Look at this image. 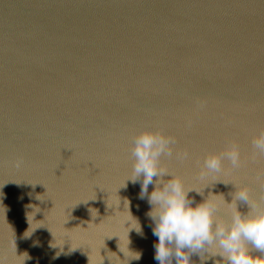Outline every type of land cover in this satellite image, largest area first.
Returning <instances> with one entry per match:
<instances>
[{"label":"water","instance_id":"water-1","mask_svg":"<svg viewBox=\"0 0 264 264\" xmlns=\"http://www.w3.org/2000/svg\"><path fill=\"white\" fill-rule=\"evenodd\" d=\"M145 128L176 138L162 165L219 217L231 208L211 194H264L252 146L264 128V0H0L5 264H158L151 206L129 179ZM231 141L242 166L201 178L204 156ZM205 255L193 264H223Z\"/></svg>","mask_w":264,"mask_h":264},{"label":"clouds","instance_id":"clouds-1","mask_svg":"<svg viewBox=\"0 0 264 264\" xmlns=\"http://www.w3.org/2000/svg\"><path fill=\"white\" fill-rule=\"evenodd\" d=\"M197 109L204 110L205 100L196 101ZM191 125V121H188ZM176 138L166 135L160 130L145 128L131 138L132 175L133 183L141 184L140 199H146L151 206L147 213L152 221V232L157 237L154 244V259L158 264H193L191 257L199 255L201 262L208 256L219 255L223 264H264V194L253 198L247 187L236 188L231 203L224 196L211 194L213 197L222 196L223 201L231 208L227 219L217 215L219 205L207 198L200 203L189 197L195 188H188L183 178L174 175L162 165L163 157H173V145ZM254 155L264 156V128L252 139ZM180 161L190 158L187 149L175 152ZM224 161H228L233 169L242 166L239 145L231 141L223 151L208 153L204 156L200 168L201 178L224 170ZM199 163V161H198ZM23 164L22 159L15 163L17 168ZM170 179L165 180L164 177ZM155 178V179H154ZM261 189H264V171L256 177ZM154 185L149 193V185ZM237 201L247 205V213H241ZM139 225V224H138ZM141 232L140 226L135 228ZM215 249V253L210 252ZM133 259L139 260L137 254ZM0 264L5 260L0 257Z\"/></svg>","mask_w":264,"mask_h":264}]
</instances>
